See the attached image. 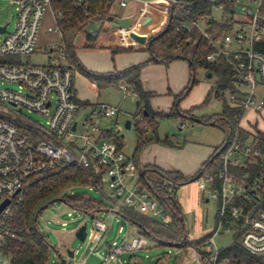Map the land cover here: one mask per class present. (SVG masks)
<instances>
[{
  "label": "built area",
  "instance_id": "1",
  "mask_svg": "<svg viewBox=\"0 0 264 264\" xmlns=\"http://www.w3.org/2000/svg\"><path fill=\"white\" fill-rule=\"evenodd\" d=\"M3 1L15 7V26L9 31L10 23L0 24V28H6L0 32V264H12L5 247L9 239L16 238L10 220L13 207L27 198L33 179L62 166L94 170L102 176L101 191L108 179L115 203L122 202L118 205L120 216L131 209L149 217L138 211L143 208L158 216L156 221L170 230L172 219L161 210L158 190L120 147L123 109L102 102L85 106L78 99V72L69 64L66 33L60 28L64 15L53 9L55 0ZM133 2L139 6L136 22L145 23L152 11H159L165 21L163 28L174 7L187 5L182 0H112L114 6L123 9ZM74 3L77 8L87 9L86 0ZM48 14L55 26L45 30L43 23ZM189 14L188 10L182 12L176 33L197 31L211 48L207 60L223 59L230 65L238 82L235 93H226L227 101L242 108V117L251 110L261 112L264 102L256 96L258 88L264 86V0H211L210 13L186 18ZM120 32L129 36L125 29ZM42 34H56L58 39L40 44ZM196 42L190 39L192 46ZM40 51L49 56L46 64H31L29 57ZM119 89L129 92L123 84ZM25 111L42 120L32 119ZM144 119L143 114L136 117L147 131ZM255 145L254 136L246 142L238 137L228 140L218 152L215 169L199 178L200 188L218 200L219 221L215 234L202 247H190L184 264H229V259L221 258V249L214 242L221 229L242 232L243 248L264 263V171L257 175L250 171L254 166L264 168V154ZM163 185L170 192L177 191L173 181ZM7 201L10 203L2 208ZM109 230L105 221L95 218L93 231L86 232L85 239L92 246L73 264H84L90 255L102 258L101 264H125L124 256L149 246V238L134 229L121 243L114 241L107 246L103 255L99 246ZM119 232H123L122 227Z\"/></svg>",
  "mask_w": 264,
  "mask_h": 264
},
{
  "label": "trees",
  "instance_id": "2",
  "mask_svg": "<svg viewBox=\"0 0 264 264\" xmlns=\"http://www.w3.org/2000/svg\"><path fill=\"white\" fill-rule=\"evenodd\" d=\"M187 3L184 7H174L173 17L170 25H167L156 34L157 38L152 45L146 46V50L150 53V59L146 62L134 65L122 72L97 73L88 70L77 57V47L75 38L83 33L86 28L95 21H106L111 19L112 0H86L87 9L77 8L75 0H55L53 9L64 15L60 21V28L66 33L65 42L67 45V53L69 56V64L78 73L85 76L90 82L95 83L99 89L107 87L118 88L121 84L132 90L139 97V106H143L141 114L144 115L147 131L155 130L158 126V120L163 117L175 116L177 113L182 118L197 121L203 124H210L219 127L225 132L224 142L215 150L213 156L207 160L201 169L192 177H186L179 171H166L159 167L148 165L141 168L139 156L144 146L155 141L163 146H172L169 139L159 140L158 137L151 140L145 138L143 128L139 127V144L134 153L133 159L141 173L145 172V177L158 190L160 195V205L162 212L170 215L172 221L170 230L161 226V224L150 218L136 213L131 209L122 212L121 217L137 229L142 235L152 240H157L159 246L175 247L179 251H183L186 256L191 246L202 247L210 238L209 235L198 242H189L186 236V227L184 222L183 210L177 201V195L180 188L189 183L190 180L197 175H205L215 169L218 152L225 142L238 137L240 141L246 142L252 138V134L244 130L241 126L243 110L241 107L230 105L225 99L227 92L235 93V84L238 82L236 74L232 71L226 60L210 62L207 56L211 52V48L207 46L205 39L196 31L193 34L176 33V27L181 18L182 12L188 10L190 14L186 18L193 16H204L210 13L211 0H182ZM191 40H196V45L190 44ZM88 42L84 48H94V44L90 43L96 40L90 33H87ZM113 58L116 54L133 51L131 48H110ZM176 60L186 61L190 65L191 80L189 84L175 96V108L169 113L154 111L150 106V101L156 96L153 92L144 89L141 80V72L144 67L149 64H165L168 65ZM197 68L204 69L211 78H216L215 87L206 98L209 101L212 96L223 99V108L221 115H213L195 119L192 111L181 113L177 108L179 103L186 98L192 89L198 83L196 80ZM89 106V103H85ZM177 112V113H176ZM147 113V114H145ZM139 123V122H138ZM142 126L141 123H139ZM138 126V125H137ZM146 139V141L144 140ZM255 146L264 154V135L259 132L254 137ZM123 139L120 140V147H124ZM175 147V146H174ZM253 174H260L264 171L261 166H254L250 169ZM239 172H244L240 170ZM200 176V177H201ZM165 181H173L177 184V191L170 192L164 187ZM102 186V176L91 171H83L74 167L62 166L56 171L39 176L31 181L30 191L27 198L13 207L11 224L16 232V238L9 239L5 247V254L11 259L12 264H52L51 254L52 246L46 234L41 230L39 218L43 213L45 206H51L58 199H65V204L76 211H80L86 215H96L103 210H111L104 201L87 198L81 194H70V191L80 188H94L99 190ZM186 242H183V239ZM242 232L237 233L234 244L224 250H221V258L230 260L229 264H264L262 260L248 253L241 244ZM136 257V253L129 256L130 259ZM59 264V263H58ZM60 264H70L62 261ZM178 264H184L182 261Z\"/></svg>",
  "mask_w": 264,
  "mask_h": 264
},
{
  "label": "rangeland",
  "instance_id": "3",
  "mask_svg": "<svg viewBox=\"0 0 264 264\" xmlns=\"http://www.w3.org/2000/svg\"><path fill=\"white\" fill-rule=\"evenodd\" d=\"M121 11L122 9H120L118 5L112 7V12L114 13H120ZM213 17L214 19H218L219 15H213ZM8 23H10L9 31H12L15 26V7L9 1L2 0L0 1V24L4 26ZM49 26H55L50 14L46 16L43 23L45 30ZM101 27V23L95 21L86 28L83 34L98 32ZM105 27H107V25H105L104 28ZM56 36V34H51L49 36L42 34L40 44L46 41L57 40L58 38H56ZM146 53L147 52L130 51L122 53L128 54L126 57L120 56L122 54H116L113 58L110 49H87L82 47H78L77 49L78 59L88 70L93 72L112 71L116 67L118 68L119 64L123 63L124 58H139ZM48 58L49 56L47 54L40 51V53L30 56L28 61L33 65L43 66L46 64ZM172 63H177L180 66L177 68L178 73H181L183 70L181 66H184L187 73H192L188 62L176 60ZM163 67L166 68L164 65ZM151 73L156 75L160 72L155 70ZM195 76L198 83L190 94L179 103V109L192 111L195 119L221 115L224 100L212 96L209 101H206V98L201 95L203 94L202 90L205 89L208 84L216 83V78H207L206 71L201 68H197ZM76 89L78 90V98L84 101L89 100L91 102L114 104L128 113H124L120 117V135L124 136L125 153L128 156L134 155L140 141L139 127H142L136 121V117L141 114L140 112L143 109L142 105L138 106L136 104V102L139 101L138 95L132 90H129L128 93H120L115 87L98 89L92 86L88 79L80 73L76 75ZM257 91L264 97V86L259 87ZM168 98V96L163 95L155 96L151 99L152 106L153 103L157 104L155 101V99H157L159 106L162 109H167ZM199 99L200 102H197ZM225 99L227 100V97H225ZM25 114L34 120H42L36 114L28 113L27 111H25ZM129 120L133 121V126L128 130L125 124ZM242 125L250 127L247 129L243 127V129L248 132H257L258 134L260 132L264 135V109L258 115L252 111L247 112L243 117L241 126ZM157 136L163 139L168 137V139L172 141L175 146V150L173 149L172 151L174 153L172 154L175 156L167 155L162 149L159 151L155 150V155H157L159 159L162 158L161 160L165 161V163H172L184 171H188L195 166L196 161L200 157L201 150H205L209 145L220 144L226 137L225 132L219 127L182 118L179 113L175 116L159 119L157 129L155 132L152 129L149 130L146 139L151 140ZM146 139L144 140L146 141ZM70 194H81L87 198L104 201L112 208L111 210H103L96 215V218L105 221L110 228L104 242L99 246V250L103 255H106L107 246L112 244V242L118 241V243H121L122 239H124L127 234L134 232V228L118 214V205L122 204V202L116 201L115 203L111 195L112 192L108 186V179H105L102 191L94 188H80L70 191ZM208 199L209 201L207 202ZM177 201L183 210L186 236L189 242L199 241L213 233L215 234L219 221V203L217 199L211 198L207 191L204 192L200 188L199 179L183 185L178 192ZM140 210L149 217L154 216L143 208H138V211ZM154 217L155 220L158 218V216ZM94 221L95 219L92 216L73 210L67 204L60 202L52 204L43 211L39 218L41 230L48 237L50 245L55 247L58 251V253H56V250H52V264H60L62 261L73 264L76 261H80L88 254L92 243L87 239L81 244L76 238V232L81 226L86 224L87 232L90 234L93 231ZM121 227L123 228V232L120 233L119 230ZM236 235L237 232H226L224 229H221L214 236V242L219 249L224 250L234 244ZM148 241L149 246L147 249L136 253V257L133 259H130L127 255L124 256L122 258L123 262L125 264H178L185 260L186 254L183 251H179L175 247L159 246L157 240L148 239ZM67 250L75 252L74 259L68 258ZM101 263L102 258L98 255H90L84 264ZM107 264L116 263L109 262Z\"/></svg>",
  "mask_w": 264,
  "mask_h": 264
},
{
  "label": "crops",
  "instance_id": "4",
  "mask_svg": "<svg viewBox=\"0 0 264 264\" xmlns=\"http://www.w3.org/2000/svg\"><path fill=\"white\" fill-rule=\"evenodd\" d=\"M138 8H139L138 4L133 2V3H130L126 9L120 8V9H122V11L120 13H114L111 11V15H112L111 19L108 18L106 21H99L102 25L100 31L93 32V33H96L95 36L94 35L92 36L90 34L92 37H96V40L92 41L90 43L94 44V48H105V49H110V48H114V47L131 48V49H133V51H136V52H147V53L144 54L142 57H139V58H136V57L135 58H129V59L124 58L123 63L119 64L118 68L116 67L112 71L110 70V71H106V72H97V73H111V72H115V71L122 72V71H124V70H126V69H128L134 65L146 62L150 59V53L146 50V47H145L147 45L137 44L134 40H132L130 38V33L134 32L136 34L143 35V36L147 37V40H150L154 35H156L158 32H160L163 29L165 21H164V17L162 16V14L159 11H152L151 18H149L145 23H138V22H136V19H135ZM115 18H121V19L124 18V19L132 20L131 25H130V29L127 30V29L122 28V27L114 26L113 19H115ZM93 23H91V24H93ZM105 25H107V27L104 28ZM121 28L129 31V36L120 32ZM76 38H77V40L75 39V45H76L77 49H78V47L84 48L85 44L88 42L87 34L81 33ZM127 55L128 54H122L120 56L126 57ZM163 65L166 66V68H164ZM163 65L162 64H160V65H155V64L153 65L152 64V65H149V66L147 65L146 67H144L142 72H141V80L143 83V87L146 91L155 93L156 97L162 96V95L169 97L168 103H167V106H168L167 109H162L159 106L157 99H155L157 104L153 103V106H152V101H150L151 108L154 111L169 113L173 110V108H175V104H176L175 96L177 94H179L189 84L191 77H192V74L187 73L184 66H181V68L183 69L182 72L178 73L177 68L180 66L177 63L176 64L170 63L168 65L163 64ZM155 70H158L160 73H158L156 75L152 74L151 72H154ZM207 78L210 79L211 76L209 77V74H207ZM90 84L92 86L98 88L95 83L90 82ZM214 87H215V83L214 84L213 83L208 84L206 86V88L202 90L203 94H201V95L204 98H207L208 94L213 91ZM116 89L118 90V92L122 93L120 91L119 87ZM225 96L227 97V94ZM77 97H79L78 96V90H77ZM256 98H257V100L264 102V97L262 95H260V93H258V91H257ZM78 99L83 104L89 103V106H91L95 103H101V102H91L89 100L84 101L80 98H78ZM197 102H200V99ZM102 103H105V102H102ZM106 104H109V103H106ZM136 104H137V102H136ZM109 105L116 106L114 104H109ZM177 109L179 111H181V113L188 112V110L184 111V110L179 109V107ZM252 112H254L256 115H258L260 113V112H255V111H252ZM125 113H127V112H125ZM242 120H243V117L241 119V123H242ZM241 123H240V126H241ZM256 125H257V123H256ZM132 126H133V121H131V128H132ZM125 127H126V124H125ZM241 127L242 128L244 127L246 129L250 128V127L243 126V125ZM148 133H149V131L145 132V138H147ZM249 133H251L254 137L256 135H258L257 132H249ZM158 138H159V140H164L163 138H160V137H158ZM165 139H168V137H166ZM223 142H224V140L220 144L209 145L208 147L205 148V150H201L200 151L201 152L200 157L196 161L195 166L193 168L189 169L188 171H184L172 163H165V161L161 160L162 158L159 159V157L157 155H155V153H154L155 150L159 151L160 149H162V151H164L167 155L174 157L175 155L172 154V153H174L172 151H173V149L175 150V147H174V144L172 143V141L170 143L172 146H170V147L169 146H163V145L153 141L152 143L144 146L143 151L141 152V154L139 156V162L141 165L140 167L144 168L148 165H153V166L159 167V168L166 170V171H179L182 174H184L186 177H192L201 169L202 165L213 156L215 150ZM124 148H125V145L123 147V151L125 153ZM152 152H153V154H152ZM125 155L128 158H132V159L134 156V155L128 156L126 153H125ZM208 201H209V199L207 200V202ZM68 251L69 250H67L66 252H68ZM130 255H127V256H130Z\"/></svg>",
  "mask_w": 264,
  "mask_h": 264
},
{
  "label": "water",
  "instance_id": "5",
  "mask_svg": "<svg viewBox=\"0 0 264 264\" xmlns=\"http://www.w3.org/2000/svg\"><path fill=\"white\" fill-rule=\"evenodd\" d=\"M172 17H173V13H172L171 16H170V19H169V23H168V25H170V23H171V21H172ZM113 21H114V26H116V27H122V28H125V29H127V30L130 29V25H131V22H132V20H130V19H124V18H122V19H121V18H115V19H113ZM5 30H6V28H0V32H4ZM130 38H131L132 40H134L137 44L148 45V47H150V46L152 45L153 41L157 38V36L154 35L150 40H147V37H145V36H143V35L136 34V33H134V32H131V33H130ZM76 40H77V38H76ZM210 76H211V75H209V77H210ZM139 104H140V102L137 101V105H139ZM145 114H147V113H145ZM126 128H127L128 130L131 129V121H130V120L126 122ZM143 175H145V172H143ZM200 176H201L200 174L197 175L195 178H193L192 180H190L189 183H192V182L198 180V179L200 178ZM56 202L65 203V199H58V200H56L54 203H56ZM9 203H10V202L7 201V202L3 205L2 208H4L5 206H7ZM47 208H48V206H45V207L43 208V210H45V209H47ZM86 232H87V225L85 224V225H83L82 227H80V228L78 229L77 233H76V238L80 241L81 244L85 242V239H86ZM52 250H56V248H55V247H52ZM56 253H58L57 250H56ZM67 256H68L70 259H73L74 256H75L74 251H70V250H69V251L67 252Z\"/></svg>",
  "mask_w": 264,
  "mask_h": 264
}]
</instances>
